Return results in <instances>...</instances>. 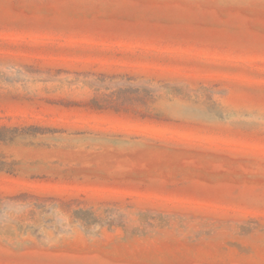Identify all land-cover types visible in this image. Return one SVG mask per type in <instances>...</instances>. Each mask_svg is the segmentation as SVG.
I'll return each mask as SVG.
<instances>
[{"label":"rangeland","instance_id":"rangeland-1","mask_svg":"<svg viewBox=\"0 0 264 264\" xmlns=\"http://www.w3.org/2000/svg\"><path fill=\"white\" fill-rule=\"evenodd\" d=\"M0 264H264V0H0Z\"/></svg>","mask_w":264,"mask_h":264},{"label":"trees","instance_id":"trees-1","mask_svg":"<svg viewBox=\"0 0 264 264\" xmlns=\"http://www.w3.org/2000/svg\"><path fill=\"white\" fill-rule=\"evenodd\" d=\"M9 130L5 126H0V142L8 141L9 139L4 136L5 131ZM11 172L12 166L11 163L6 162L3 155H0V172Z\"/></svg>","mask_w":264,"mask_h":264}]
</instances>
